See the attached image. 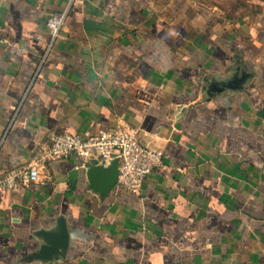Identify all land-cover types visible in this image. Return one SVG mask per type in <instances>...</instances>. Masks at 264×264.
Segmentation results:
<instances>
[{"label": "crops", "instance_id": "0c3cea01", "mask_svg": "<svg viewBox=\"0 0 264 264\" xmlns=\"http://www.w3.org/2000/svg\"><path fill=\"white\" fill-rule=\"evenodd\" d=\"M120 125L162 154L140 193L45 162L0 189V264H264V0H0V176L54 134ZM60 216L65 257H32Z\"/></svg>", "mask_w": 264, "mask_h": 264}, {"label": "built area", "instance_id": "2783aa9c", "mask_svg": "<svg viewBox=\"0 0 264 264\" xmlns=\"http://www.w3.org/2000/svg\"><path fill=\"white\" fill-rule=\"evenodd\" d=\"M69 8L52 12L46 19L48 47L61 36L67 26ZM76 155L86 161L107 162L119 159L118 183L126 190L139 194L144 180L162 165V154L144 146L135 128L120 125L99 135L54 134L50 143L41 148L27 166L11 169L0 176V189L17 190L38 181L40 168L45 162L57 161Z\"/></svg>", "mask_w": 264, "mask_h": 264}, {"label": "water", "instance_id": "95a60500", "mask_svg": "<svg viewBox=\"0 0 264 264\" xmlns=\"http://www.w3.org/2000/svg\"><path fill=\"white\" fill-rule=\"evenodd\" d=\"M244 78L245 75L243 74L231 82L214 83L210 86L209 95L224 89H238L244 82ZM119 174L120 165L117 156L107 162L93 161L87 168L89 187L92 191L98 193L100 198H105L117 185ZM37 236L42 240V244L32 257L46 262L60 260L65 257L69 246V230L63 216L57 218L54 228L40 230Z\"/></svg>", "mask_w": 264, "mask_h": 264}, {"label": "rangeland", "instance_id": "374dc122", "mask_svg": "<svg viewBox=\"0 0 264 264\" xmlns=\"http://www.w3.org/2000/svg\"><path fill=\"white\" fill-rule=\"evenodd\" d=\"M222 5H224V3H221Z\"/></svg>", "mask_w": 264, "mask_h": 264}]
</instances>
